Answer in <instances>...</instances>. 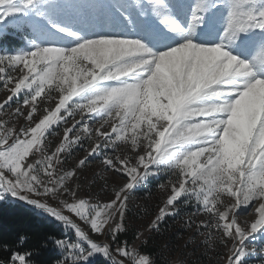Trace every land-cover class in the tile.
<instances>
[{"label":"snow or ice","instance_id":"obj_1","mask_svg":"<svg viewBox=\"0 0 264 264\" xmlns=\"http://www.w3.org/2000/svg\"><path fill=\"white\" fill-rule=\"evenodd\" d=\"M10 34L21 46L2 47ZM0 92V203L59 230L0 244V264H45L50 245L47 264H157L127 239L141 214L145 246L172 219L217 264L255 256L264 0H0ZM161 176L156 211L134 208Z\"/></svg>","mask_w":264,"mask_h":264},{"label":"trees","instance_id":"obj_2","mask_svg":"<svg viewBox=\"0 0 264 264\" xmlns=\"http://www.w3.org/2000/svg\"><path fill=\"white\" fill-rule=\"evenodd\" d=\"M14 38L9 37L5 42L7 45L16 47L18 42L13 41ZM178 221V220H175ZM172 219L167 221L171 227L163 235L154 236L149 239L147 246L141 244L139 250L151 252L157 264H170V260L174 257H179L183 264H217L215 260L203 256V248H194L190 254H185L190 249V244L185 247L179 239L181 230L176 226H172L175 222ZM173 229V230H172ZM175 229V230H174ZM59 230L55 227L45 225L35 216L29 207L20 202H4L0 203V244L7 243L10 248L15 247L23 252L27 249L34 248L35 241L38 236H43L45 233H57ZM25 234L29 236V240L23 244L16 243L17 234ZM129 244L134 241V232L129 229L128 237ZM202 249V250H201ZM7 253L0 251V258L6 257ZM189 255V256H187ZM55 256L54 249L49 246V250L43 253L40 257L45 261V264ZM31 259H36L35 255ZM263 257L249 260L248 264H261ZM220 264H222L220 262Z\"/></svg>","mask_w":264,"mask_h":264},{"label":"rangeland","instance_id":"obj_3","mask_svg":"<svg viewBox=\"0 0 264 264\" xmlns=\"http://www.w3.org/2000/svg\"><path fill=\"white\" fill-rule=\"evenodd\" d=\"M9 37L14 38L13 41L14 42H18L17 46H21V40L19 38V36H13V35H9ZM2 47L5 48H15L12 46L7 45V43L4 41L2 43ZM4 96L3 92H0V99H2ZM83 153H79V155H82ZM100 165L97 163H93L91 165L90 170L86 173V176L91 177L93 172L95 171H100ZM104 175L109 177V183H119L120 181L117 179V177L111 175L110 173H104ZM167 178L165 176H161L159 178H152L149 180L148 184L144 187L141 188L140 190H138L135 193V197H134V205L133 207L135 208L136 206L142 207L146 210H150L151 212H155L156 211V207L157 205L161 202V200L164 198V193L159 191L156 188V185L158 183L163 182L164 180H166ZM85 191H87V189H85ZM92 191L95 192L96 188H92ZM81 195H83L84 193L81 192ZM185 211H191V209H186ZM150 216H146L144 214H141L140 216H131L129 218V224L131 225L130 229L134 232L137 229H141L144 225L147 224L148 219H150ZM240 220H248L251 221L253 219L252 216H247L244 215L243 212L242 214L239 216ZM172 226H176L178 229L181 230V233L179 235V239L181 240L182 243H185L186 240L188 239V233L183 231L180 225V221H175L173 223ZM173 230V229H172ZM175 230V229H174ZM96 238V237H94ZM98 239H103L102 237L98 238ZM199 239V238H198ZM143 244V238H141L140 240H136L134 239V241L130 244V246L132 247H137L139 249V246ZM255 247H256V254L255 256L249 258V260L252 259H256L259 257H263L264 258V253H261V249L264 248V239H259L257 241L254 242ZM195 248L194 245L190 244V249L185 253V254H189L191 250H193ZM202 250V249H201ZM189 256V255H187ZM248 260V262H249ZM177 262H180V258L178 257H174L170 260V264H177ZM221 263L223 264V262L221 261Z\"/></svg>","mask_w":264,"mask_h":264},{"label":"water","instance_id":"obj_4","mask_svg":"<svg viewBox=\"0 0 264 264\" xmlns=\"http://www.w3.org/2000/svg\"><path fill=\"white\" fill-rule=\"evenodd\" d=\"M20 203H22V202H20ZM22 204H24V203H22ZM25 205V204H24ZM27 206V205H26ZM27 207H29L30 208V206H27Z\"/></svg>","mask_w":264,"mask_h":264}]
</instances>
